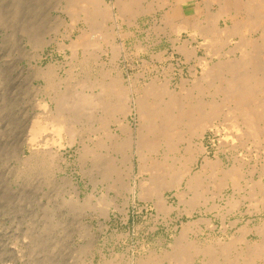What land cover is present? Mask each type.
Listing matches in <instances>:
<instances>
[{
	"label": "rangeland",
	"instance_id": "1",
	"mask_svg": "<svg viewBox=\"0 0 264 264\" xmlns=\"http://www.w3.org/2000/svg\"><path fill=\"white\" fill-rule=\"evenodd\" d=\"M82 1L0 0V264H230L240 254L236 264L260 241L263 248L264 126L254 133L227 114L232 104L214 93L205 68L240 67L241 40L260 38L264 4L247 11L245 33L229 36L220 34L224 17L218 33H204L225 0H129L110 19L101 17L105 10L85 16ZM238 1L226 0L236 8ZM245 66L244 73L258 72ZM81 94L94 100L76 112ZM211 97L221 112L199 136L179 113L198 103L191 119H201ZM60 99L68 130L57 132L59 117L49 118ZM43 101L47 110L37 106ZM138 101L152 109L145 119ZM118 103L128 108L114 112ZM37 118L55 128L45 125L31 143ZM232 169L233 181L223 176Z\"/></svg>",
	"mask_w": 264,
	"mask_h": 264
},
{
	"label": "bare ground",
	"instance_id": "2",
	"mask_svg": "<svg viewBox=\"0 0 264 264\" xmlns=\"http://www.w3.org/2000/svg\"><path fill=\"white\" fill-rule=\"evenodd\" d=\"M135 0H133V2H134ZM164 2H165V0H163ZM84 4H83V6L81 5V9H82V12L81 13H83L85 16H88V17H91V16H96V15H98L99 14V11H101V10H105L106 11V15L107 16H101V17H106V18H108V17H112V15L111 14H115V13H112V12H114V8L116 7L117 9L116 10H121L122 9V7H123V10H124V8H126L127 6H130L131 5V1H129V0H121V1H113V2H115V3H111V4H107V2H106V0H83L82 1ZM133 2H132V4H133ZM255 2H257V4L255 5V4H253V6H252V1L251 2H249L248 3V0L245 2V1H238L237 2V4L236 5H238L237 6V8H236V6L233 4V5H231L232 3H227L226 2V0L225 1H223V2H221L222 4L219 6V11L214 15V16H211L208 20V22L209 23H207V21L205 22V23H207V28H203L204 30H205V32L204 31H202V32H204V33H206V35L207 34H212V33H218L216 30H218V28L220 29V27H218L217 25H216V23L215 22H217V19H219V18H221V17H224V23L226 24V30L225 31H221L220 30V34L221 33H226V34H229V36H236V35H239V34H241L242 32H244V30L245 29H247L248 27H249V25H248V22H249V20H252V19H250L251 17H250V15H249V13L247 12V11H249V10H253V8L254 7H258V4L259 3H262V4H264V0H256ZM259 2V3H258ZM67 3H69V2H67ZM135 3V2H134ZM253 3H254V1H253ZM70 4V3H69ZM68 4V5H69ZM78 4V3H77ZM80 4V3H79ZM175 4V3H174ZM255 5V6H254ZM71 7V6H70ZM73 7V6H72ZM261 7V6H260ZM232 8H234V9H232ZM72 9V8H71ZM73 9L74 10H76L74 7H73ZM81 9H78V10H81ZM179 10V9H178ZM242 10H244L245 11V13H247L246 14V18L245 19H243V20H246V21H244V23H240L241 21H239V18L241 17H239L238 18V15L237 14H239ZM233 11H234V13H235V15L234 14H232L233 13ZM243 11V12H244ZM254 11V10H253ZM260 11V10H259ZM80 12V11H79ZM102 12V11H101ZM262 12V11H261ZM175 13V12H174ZM173 13V14H174ZM179 13V12H178ZM70 14H73V13H70ZM82 14V15H83ZM251 14V13H250ZM100 15V14H99ZM102 15V14H101ZM104 15V14H103ZM241 15H242V13H241ZM252 16V15H251ZM88 17H85L86 19H88ZM250 17V18H249ZM83 18V17H82ZM84 18V19H85ZM93 18V17H92ZM91 18V19H92ZM105 18V19H106ZM91 19H89L90 21H91ZM101 19V18H100ZM108 19H110V18H108ZM94 20V19H93ZM102 20V19H101ZM96 21V20H95ZM219 21H220V19H219ZM201 22V21H200ZM95 23H97V22H95ZM229 23V24H228ZM98 24V23H97ZM195 24V23H194ZM256 27H257V29L256 30H259V31H261V35H260V38L257 40V41H254V40H251V39H243V40H241V43H240V45H241V47H240V49H241V53L243 54V58L241 59V56L239 57V59H241L242 60V63H241V65H240V67H239V64H238V62H236L235 60H233V61H235L237 64H238V66H237V64H234L235 62H233L232 64H225L224 62H222V61H219V63L216 65L215 63V65L213 66L212 64V67H211V65H210V67L209 66H207V67H209V68H205V71L208 73H205L206 75H207V77L208 78H210L211 77V81L210 82H208V83H210V87H212V90L214 91V93L215 94H221L223 97V99L222 100H224V101H226L227 103H229V104H232V106H230L229 108H230V110L229 111H227L226 113L228 114V112H230V111H232L233 113L235 112V113H237L238 114V117L240 118V122H241V124L244 126V127H246V130L248 129V130H252L254 133H256V128H262L263 126H264V47L262 46V39L264 40V14L263 15H258L257 14V16H256ZM177 25V24H176ZM183 26H185V25H182L180 28L178 27V30L179 29H181V28H183ZM205 26V25H204ZM192 27H197L196 25L195 26H192ZM198 29H199V26L197 27ZM201 28V27H200ZM197 29V30H198ZM216 29V30H215ZM202 30V29H201ZM223 30V29H222ZM253 31V30H252ZM112 32V31H111ZM200 32V34H201V31L200 30H198V33ZM247 32V31H246ZM195 33V32H194ZM245 33V32H244ZM249 33V32H248ZM113 34V33H112ZM220 34H218V35H220ZM223 34V35H224ZM225 34V35H226ZM247 34V33H246ZM104 35V34H103ZM217 35V36H218ZM243 36H244V34H242ZM204 36V35H203ZM202 36V37H203ZM211 36V35H210ZM206 37L207 39H208V41H213V42H211V44L213 43V45H214V43L215 42H217V41H215V39H216V37L217 36H215V35H213V36H215V39H213V36L212 37ZM228 36V37H229ZM223 37H225V38H228V37H226V36H223ZM80 38V37H79ZM205 38V39H206ZM211 38V39H210ZM234 38V37H233ZM232 38V39H233ZM244 38V37H243ZM112 39V38H111ZM220 39V38H219ZM224 39V38H223ZM230 39V38H229ZM84 40V39H83ZM104 40V39H103ZM108 40V39H107ZM218 40V39H217ZM221 40V39H220ZM228 40V39H227ZM102 41V40H101ZM224 41V40H223ZM222 41V42H223ZM252 41H254V42H252ZM106 42V41H105ZM219 42V41H218ZM71 43V42H70ZM220 43V42H219ZM72 44V43H71ZM206 44V43H205ZM76 45H78V44H76ZM212 45V46H213ZM215 46H216V44H215ZM214 46V47H215ZM245 47V48H244ZM246 47H250V50L249 51H247V50H245L246 49ZM113 50V49H112ZM220 50V49H219ZM240 53V54H241ZM204 59V58H203ZM202 60V59H201ZM237 61H239V60H237ZM221 62V63H220ZM239 63H240V61H239ZM243 64V65H242ZM247 64V65H251V69L250 70H252V68L254 69V70H257L258 72H255L254 74H247L248 73V71L247 70H245V71H247V73H244V68H246V66L245 65ZM235 66H237L238 67V69H235L236 67ZM235 67V68H234ZM242 68V69H241ZM240 69L241 70H243V71H240ZM48 71V70H47ZM47 73V72H46ZM45 74H43V76H44ZM51 75V74H50ZM205 76V75H204ZM47 78V77H46ZM49 78V77H48ZM47 78V79H48ZM202 78H204V77H202ZM216 78V79H215ZM205 79H207V78H205ZM49 80V79H48ZM85 81V80H84ZM82 84V83H81ZM85 84V83H84ZM110 88H111V86L110 85H108ZM108 86H106V88H104L102 91L104 92H106V91H108V89H109V87ZM116 86V85H115ZM87 87V86H86ZM117 87V86H116ZM37 88V87H36ZM81 88V87H80ZM113 88V87H112ZM118 88V87H117ZM87 89V88H86ZM40 90V89H39ZM162 90V89H161ZM101 91V92H102ZM164 91V90H163ZM82 92V91H81ZM204 92V91H203ZM259 92V93H258ZM91 93V92H90ZM122 93V92H121ZM120 93V94H121ZM258 93V95H259V97H258V99H254V97H255V95ZM64 94V93H63ZM68 94V93H67ZM79 94V93H78ZM87 94V93H86ZM84 95L83 96V94H81L80 96H81V99H79V96H78V100L74 103L75 104V106H76V108H75V110L77 109V110H80V111H84V107H86V108H88L87 106H89L88 104H90L91 105V103H93L92 101L94 100V98L92 97L93 95L92 94H88V95ZM187 94V93H186ZM209 94H211V93H209ZM121 95H123V93L121 94ZM58 96V95H57ZM66 96H68V95H66ZM213 96V95H212ZM120 97V96H119ZM186 97V96H185ZM214 97V96H213ZM60 98V97H59ZM75 98H76V96H75ZM199 98V97H198ZM212 98V97H211ZM68 99V98H67ZM119 99H121V98H119ZM202 99V98H201ZM220 99V100H221ZM37 100V99H36ZM55 100V99H54ZM60 100H62V101H60ZM59 101H57V106H56V115H51V118H49L51 121H53V120H57V118H58V121H57V123L58 124H56V126H55V121H54V126L56 127V131L57 132H61V130L63 131V129H66V130H68V128H66L65 127V125H63V120L64 119H61L60 117L63 115V113H61V110L65 107V106H63L64 105V103H62L64 100L63 99H60ZM205 100V99H204ZM204 100L202 101V102H204ZM258 100V101H257ZM42 101V100H41ZM135 101H137V100H135ZM140 101V100H139ZM137 102V104H136V102H135V104H136V107H137V110L140 112H138L140 115H143V117H144V115H150V112L152 111V109H150V108H148L147 110H146V108L143 106V104H142V102ZM189 101V100H188ZM257 101V102H256ZM71 102V107L72 106H74V105H72L73 104V102L72 101H70ZM36 103L38 104V100L36 101ZM69 103V102H68ZM171 103H172V100H171ZM179 103V102H178ZM177 103V104H178ZM206 104H207V102H205ZM63 104V105H62ZM125 104V103H124ZM169 103L167 102V104H165V107L164 106H161V107H159V109H158V112L160 113V111H162V112H164V113H167L166 112V109H167V107L169 106L168 105ZM176 104V105H177ZM223 103H221V105H222ZM87 105V106H86ZM94 105H95V107H97L96 106V104L94 103ZM205 104H202V106L205 108V106H207L204 110L206 111V116H204L203 118H201V119H198V118H196L195 119V121H192L193 119H191L192 117H194L195 115H194V113L196 114V112H198V107L200 106L198 103H196V104H188L180 113H179V118H181L182 119V121L181 122H185V120H187V119H189V120H187L188 122L187 123H193L192 124V126H193V129L195 130V132H197L198 131V133H199V136H202V133L207 129V128H209V127H211V126H213V123H212V120L214 119V117L215 116H217L218 114H219V111L221 110V109H219V104L218 103H216V100L214 99V98H212L211 99V102H209L208 101V104L207 105H205ZM38 107H41V108H46V103L43 101V102H40L39 103V105H37ZM74 106V107H75ZM124 106V105H123ZM123 106H122V104H116L114 107H113V111L115 112V110H117V109H123ZM127 106H128V104H127ZM126 105L124 106V107H127ZM158 106V105H157ZM180 106V105H179ZM63 107V108H62ZM40 108V109H41ZM68 108V107H67ZM128 108V107H127ZM155 108V107H154ZM176 108H177V106H176ZM66 109V108H65ZM71 109V108H70ZM69 109V110H70ZM72 109H73V107H72ZM115 109V110H114ZM150 109V110H149ZM197 109V110H196ZM45 110H47V109H45ZM76 110V112H78ZM89 110V109H88ZM129 110V109H128ZM127 109L126 110H124V111H126L125 113H127V111H128ZM176 110V109H175ZM234 110V111H233ZM42 111H43V109H42ZM118 111V110H117ZM117 111H116V113H117ZM169 111H171L170 109H168V112ZM177 111V110H176ZM46 112V111H45ZM63 112V111H62ZM121 112V111H120ZM136 112V111H135ZM201 112V111H200ZM221 112V111H220ZM232 112H230V113H232ZM55 113V112H54ZM88 113V112H87ZM119 113V112H118ZM129 113V112H128ZM173 113V112H172ZM177 114V113H176ZM199 114V113H198ZM202 114V113H201ZM44 115V114H43ZM233 115V114H232ZM235 115V114H234ZM57 116V117H56ZM162 116H164V115H162ZM161 116V117H162ZM50 117V116H49ZM141 117V116H140ZM160 117V118H161ZM233 117H235V116H233ZM47 118H48V116H47ZM64 118V117H63ZM163 118V117H162ZM161 118V119H162ZM177 118V117H176ZM175 118V119H176ZM237 118V117H236ZM59 119H61V121H59ZM76 119V118H75ZM79 119V118H78ZM144 119H145V117H144ZM143 119V120H144ZM164 121L166 122H169L170 121V119H171V116H169L168 114L166 115V116H164ZM191 119V120H190ZM43 120V119H42ZM42 120H40L39 118H37V119H34V120H32V122H31V124H30V130H29V132H30V141L29 142H34L39 136H41L42 135V133H44L45 132V130H46V127H44L45 125H51L52 127H54L52 124H50L51 123V121L48 123V122H46V123H48V124H46L45 122V125L43 126V122H42ZM46 120V119H45ZM44 120V121H45ZM180 120V119H179ZM235 119H231V121H234ZM49 121V120H48ZM66 121V120H65ZM161 122H163V121H161ZM225 122V121H224ZM235 122V121H234ZM53 123V122H52ZM61 123V124H60ZM179 123H180V121H179ZM120 125H121V122L119 123ZM186 124V123H185ZM228 124H229V122H228ZM232 124V123H231ZM235 125L234 126H238V124H237V122H235L234 123ZM62 125H63V127H62ZM73 126V125H72ZM149 126V125H148ZM171 126V125H170ZM231 126H233V125H231ZM240 127H241V125H239ZM54 127V128H55ZM65 127V128H64ZM146 127V126H145ZM167 127V126H166ZM166 127H165V130H166ZM225 127V126H224ZM239 127V128H240ZM54 128H53V130H54ZM122 128V127H121ZM159 128V127H158ZM164 128V127H163ZM181 128V127H180ZM232 128H235V127H232ZM70 129V128H69ZM123 129V128H122ZM125 129V128H124ZM127 129V128H126ZM148 129H149V127H148ZM177 129V128H176ZM176 129H174L175 131H176ZM238 129V128H237ZM72 130V129H71ZM128 130V129H127ZM157 130V129H156ZM162 130V129H161ZM172 130V129H171ZM178 130V129H177ZM233 130V129H232ZM236 130V129H235ZM240 130H241V128H240ZM255 130V131H254ZM65 131V130H64ZM126 131V130H125ZM149 131V130H148ZM174 131V132H175ZM237 131V130H236ZM243 131V130H242ZM56 132V133H57ZM67 132V131H66ZM66 132H64V133H66ZM69 132V131H68ZM68 132H67V134H68ZM71 132V133H70ZM69 132V134H71V135H69V137L71 136L72 137V131H70ZM128 132V131H127ZM168 132V135H169V131H167ZM167 132H166V134H167ZM173 132V131H172ZM178 132V131H177ZM247 132H249V131H246V133ZM56 133H55V135H56ZM197 133V134H198ZM242 133V132H241ZM251 132H249V134H250ZM254 133L252 134V135H254ZM66 134V135H67ZM161 134H162V131H161ZM184 134V133H183ZM58 135V134H57ZM61 135V134H60ZM67 135V136H68ZM239 136H242V135H240V134H238ZM252 135H251V139H253L254 137H252ZM108 136H109V134H108ZM114 136V135H113ZM163 136H165L164 134H162V136L161 137H163ZM167 136V135H166ZM259 136V135H258ZM68 137V138H69ZM70 137V138H71ZM74 137V136H73ZM109 137H112V135H110ZM113 138V137H112ZM115 138V137H114ZM202 138V137H201ZM255 138H258L257 140H260L259 139V137H255ZM47 139V138H46ZM232 139V138H231ZM249 139V138H248ZM68 140H70V139H68ZM72 141H74L73 139H71ZM170 140V139H169ZM262 140V139H261ZM72 141H70L69 142V144H71V142ZM149 141V140H148ZM252 141V140H251ZM253 141H254V139H253ZM264 141V140H263ZM31 142V143H32ZM113 142H115V141H113ZM146 142V141H145ZM171 142V141H170ZM222 142H223V140H222ZM221 142V143H222ZM231 142V141H230ZM257 142V141H256ZM108 143V142H107ZM115 143H118L119 144V141L117 142H115ZM121 143V142H120ZM125 143V142H124ZM148 143V142H147ZM147 143H145L146 145H144L145 147H147L148 145H147ZM242 143V142H241ZM253 143V142H252ZM113 144V143H112ZM122 144H123V141H122ZM121 144V145H122ZM148 144H150V143H148ZM68 145V144H67ZM109 145V144H108ZM120 145V144H119ZM152 145V144H151ZM257 145H258V143H257ZM110 146H112V145H110ZM143 146V147H144ZM174 146V145H173ZM154 149V148H153ZM39 150V149H38ZM136 150V149H135ZM140 150V149H139ZM142 150V149H141ZM195 150V149H194ZM138 151V150H137ZM140 151H138L137 153H139ZM177 152V151H176ZM45 154V153H44ZM140 154H142L141 152H140ZM139 154V155H140ZM139 155H138V158L140 159V158H142L141 156L139 157ZM123 157V156H122ZM126 158V157H125ZM124 158V159H125ZM126 161H127V167L126 168H128V170H129V172H131L132 171V168L134 167L133 166V162H132V155L131 156H128V159L126 158L125 159ZM142 161L144 160V159H141ZM140 160V161H141ZM155 161V160H154ZM113 162V161H112ZM123 162H125V161H123ZM122 163V162H121ZM207 163V162H206ZM110 164H111V162H110ZM109 165V164H108ZM178 166V165H177ZM217 166V165H216ZM209 167V166H208ZM142 168V167H141ZM154 168V167H153ZM157 168V167H156ZM159 168H157V170H158ZM204 169V168H203ZM202 169V170H203ZM231 171H233V169L232 170H228V171H226L224 174H223V176L225 175V177L227 178V179H230L231 181H233L234 180V176L237 174L236 173V171L234 172L233 171V173L231 172ZM264 171V170H263ZM186 172V171H185ZM178 177V176H177ZM173 178V177H172ZM180 177H178V179H179ZM237 179V178H236ZM235 179V180H236ZM174 180V179H173ZM180 180V179H179ZM238 180V179H237ZM252 180V179H251ZM177 181V180H176ZM225 181V180H224ZM158 182H159V180H158ZM171 182V181H170ZM227 182V181H226ZM246 182V181H245ZM237 183V181L236 182H234V184L235 185H237L236 184ZM246 184V183H245ZM231 185V184H230ZM233 185V184H232ZM252 185V184H251ZM250 185V186H251ZM171 186V185H170ZM225 186H227V185H225ZM238 186V185H237ZM236 186V187H237ZM173 187V186H172ZM164 188H165V186H164ZM169 188V187H168ZM167 188V189H168ZM239 188V187H238ZM250 188V187H249ZM158 189V188H157ZM163 189V188H162ZM233 189V188H232ZM153 190V189H152ZM156 190V189H155ZM154 190V191H155ZM193 190V189H192ZM200 191H201V189H200ZM149 192H151V190H149ZM142 193V192H141ZM195 193V192H194ZM198 193V192H197ZM196 193V194H197ZM200 193V192H199ZM159 194H161V193H159ZM201 194V193H200ZM76 196V195H75ZM198 196V195H197ZM160 197V196H159ZM195 198V197H194ZM198 198V197H197ZM160 199H161V197H160ZM198 200V199H197ZM235 202V201H234ZM232 204V203H231ZM235 204V203H234ZM233 205V204H232ZM156 206H158V205H156ZM233 207V206H232ZM184 232V231H183ZM258 232V231H257ZM261 232V231H260ZM264 234V231L262 230V232L260 233V234ZM259 234V235H260ZM263 237H261V238H263V240H264V235H262ZM235 238V237H234ZM240 240V239H239ZM262 240V241H263ZM244 241V240H243ZM233 242H234V240H233ZM241 242V241H240ZM245 242V241H244ZM231 244H232V242H230ZM229 243V244H230ZM246 243V242H245ZM262 242L260 241V244L259 243H257L259 246H261L260 248H258L259 246L256 244V243H254V244H256L255 245V248H257V249H254L253 251H251V250H249V249H251L250 248V246H248L247 248H249L248 250H249V254H247V255H245V257H243L242 259H240V262L239 261H236V262H238V263H236V264H255V258H256V256H258L259 254H261V252L263 253L262 255H264V247L262 248V244H261ZM228 245V244H227ZM232 245H234V244H232ZM245 245V244H244ZM264 246V245H263ZM228 247V246H227ZM232 247V246H231ZM254 247V246H253ZM252 247V248H253ZM192 248V247H191ZM223 248H224V246H223ZM229 248V247H228ZM228 248H226L225 250H226V252H227V250H228ZM241 248V247H240ZM231 249H233V247L231 248ZM240 250V249H239ZM261 250V251H260ZM189 251V250H188ZM224 251V250H223ZM251 251V252H250ZM260 253H259V252ZM181 252V251H180ZM225 252V251H224ZM229 252V251H228ZM240 252V251H239ZM222 253V252H221ZM237 252H235V254H236ZM245 253H247V251L245 252ZM182 254V253H181ZM227 254V253H226ZM238 254V253H237ZM174 255H176V254H174ZM178 255V254H177ZM240 255V254H239ZM239 255H237L236 257H238ZM172 256H173V254H172ZM183 256V255H182ZM261 256V255H260ZM259 256V257H260ZM227 257V256H226ZM235 257V258H236ZM241 257V256H240ZM170 258V257H169ZM179 258H180V256H179ZM235 258H233V260L231 261V263L230 264H234L235 262ZM239 258V257H238ZM263 258V257H262ZM232 259V258H231ZM237 259V258H236ZM213 260H215V259H213ZM228 261V260H227ZM212 262H214V261H212ZM229 262H230V259H229ZM229 262H228V264H229ZM180 263H181V261H180ZM179 263V264H180ZM257 264V263H256ZM261 264H264V259H263V262L261 263Z\"/></svg>",
	"mask_w": 264,
	"mask_h": 264
},
{
	"label": "crops",
	"instance_id": "3",
	"mask_svg": "<svg viewBox=\"0 0 264 264\" xmlns=\"http://www.w3.org/2000/svg\"><path fill=\"white\" fill-rule=\"evenodd\" d=\"M195 54H197V50H196Z\"/></svg>",
	"mask_w": 264,
	"mask_h": 264
}]
</instances>
